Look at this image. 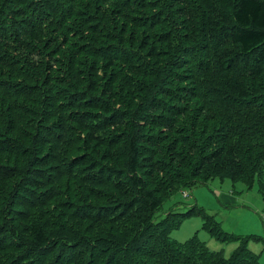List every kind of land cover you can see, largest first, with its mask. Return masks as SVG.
<instances>
[{
  "label": "trees",
  "instance_id": "16d2710c",
  "mask_svg": "<svg viewBox=\"0 0 264 264\" xmlns=\"http://www.w3.org/2000/svg\"><path fill=\"white\" fill-rule=\"evenodd\" d=\"M79 1L0 0V46L38 54L42 42L66 66L38 75L64 90L36 107V144L0 129V152L21 156L0 160V264H261L245 244L226 256L196 235L170 240L195 210L218 239L243 238L195 204L155 217L184 187L264 169V0ZM59 119L74 145L45 128ZM70 219L109 229L82 234Z\"/></svg>",
  "mask_w": 264,
  "mask_h": 264
},
{
  "label": "rangeland",
  "instance_id": "374dc122",
  "mask_svg": "<svg viewBox=\"0 0 264 264\" xmlns=\"http://www.w3.org/2000/svg\"><path fill=\"white\" fill-rule=\"evenodd\" d=\"M84 2V0H80L78 3L82 4ZM37 47L38 54L36 52L33 53L34 50H30L24 44L0 46V50L3 51L1 54L7 55L4 51L9 50V57L12 58L11 60L9 59L11 65L5 64L0 60V78L4 79V82L0 81V129L9 130L8 126H14L13 134L17 136L18 141L20 142L21 140L22 143L26 142L28 145L36 144L34 136L43 130L40 128V124L43 122L40 121L43 119L42 112L53 108L48 104L51 102V98L54 99L53 95L55 93L53 92L58 87L64 90V86H60L57 82L49 83L46 76L40 79L38 75L46 73L48 75V67L53 62L55 63L54 69L57 71L55 75L62 76L61 73L66 71L64 64H60L56 60L51 61L46 54L42 53V51L47 52L45 44L43 45L41 42ZM59 72L61 73L58 74ZM25 86H28L27 94L31 91L30 95L33 97L31 102L26 100L28 96L21 95L19 90L16 89L20 87L21 91H25ZM37 106L41 108L42 112H38ZM20 107H26V109H20ZM58 111L57 113H60ZM62 118L64 120V117ZM56 122L63 121L59 119L54 123L44 124L45 128L50 127L54 131L57 130L56 133L64 135V139L67 142L62 145V148L66 144L74 145V133L68 127V121L65 120L66 128H55L54 124ZM41 134L46 137L44 133ZM49 135L51 138H47L49 140L48 147L52 145L51 148H53V145H57V140L52 139V134ZM51 148L49 149L51 150ZM76 151V149L71 150L73 154ZM20 158V155L11 156L8 152H0V160L7 161L12 159L13 163H10L12 166L17 164V160ZM184 191L189 196L185 197ZM94 202L102 203L101 200L97 199H94ZM194 204L203 211L214 215L225 232L243 238L218 239L216 234L211 232L209 228L204 227V215L195 210L191 215L182 217L180 222L176 218L177 225L169 232L170 240L173 239L185 243L196 235L205 241L210 249L222 250L226 256H230L240 245L245 244L257 253L260 263L264 264V169L256 174L253 183L234 181L229 176H226L224 178L215 177L205 183L198 182L193 188L184 187L175 192L171 198L164 200L163 206L157 211L155 219L158 221L167 218L171 211L185 212ZM59 211L64 213L63 208H56L55 212ZM6 214V207L0 206V225L2 226L6 225ZM59 219L62 218L59 217ZM68 221L69 226L76 229V231L82 234L87 233L91 236L92 234L105 233L109 229L102 223L95 225L89 221L71 219ZM245 256L246 254L241 256L239 260L242 262L246 261Z\"/></svg>",
  "mask_w": 264,
  "mask_h": 264
},
{
  "label": "built area",
  "instance_id": "2783aa9c",
  "mask_svg": "<svg viewBox=\"0 0 264 264\" xmlns=\"http://www.w3.org/2000/svg\"><path fill=\"white\" fill-rule=\"evenodd\" d=\"M184 196L187 197L189 196V194L186 191H184Z\"/></svg>",
  "mask_w": 264,
  "mask_h": 264
}]
</instances>
